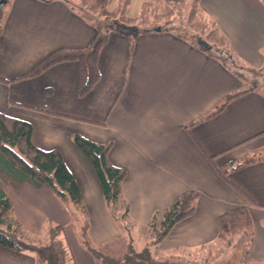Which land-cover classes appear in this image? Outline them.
<instances>
[{
    "label": "crops",
    "instance_id": "crops-1",
    "mask_svg": "<svg viewBox=\"0 0 264 264\" xmlns=\"http://www.w3.org/2000/svg\"><path fill=\"white\" fill-rule=\"evenodd\" d=\"M46 1L7 4L0 37V80H5L0 81V113L29 123L36 148L60 151L81 192L91 244L107 247L121 239L123 229L109 212L91 164L71 141L74 134L112 143L108 161L126 171L122 194L129 221L145 231L153 216L159 228L165 211L181 195L199 194L195 213L153 247V258L180 261L171 257L173 251L217 245L218 217L245 207L253 219L247 260L264 263V160L227 175L245 196L208 162L213 157L215 167L222 169L264 149L262 96L245 93L203 120L226 96L245 86L218 60L170 33L134 39L109 34L98 57L99 81L81 99L76 63L56 65L33 79H17L50 53L84 49L95 37L94 29L68 3ZM182 1L131 0L126 15L135 20L147 2ZM119 2L109 0L107 10L115 11ZM198 6L240 67H264L263 0H199ZM0 186L12 205L10 217L26 232L36 237L50 226H62L67 264H97L80 236L75 248L68 249L64 236L72 235V220L56 197L28 183ZM0 264L37 263L31 253L0 247Z\"/></svg>",
    "mask_w": 264,
    "mask_h": 264
},
{
    "label": "trees",
    "instance_id": "trees-1",
    "mask_svg": "<svg viewBox=\"0 0 264 264\" xmlns=\"http://www.w3.org/2000/svg\"><path fill=\"white\" fill-rule=\"evenodd\" d=\"M7 4L9 0H6ZM68 3L73 10L90 24L95 31V37L91 44L84 49L56 50L39 63L32 67L28 72L17 79H33L49 70L50 68L63 63L77 64V98L85 97L98 83V57L101 49L107 41L109 34L117 33L130 38H137L139 35L151 33H170L178 38L190 43L199 51L204 52L209 57L218 60L226 67L237 79L246 83L243 78L232 66L237 65L235 55L232 50L221 42V47L210 46L202 40V37L193 35L190 38L187 33L173 27L171 24L177 20L190 24L194 19L207 21L206 17L200 10L199 0H189L190 11L186 16H178L173 14L175 10H179L188 0L182 2H147L142 5L139 16L135 20H131L126 15L127 7L131 0H120L115 11L109 13L107 4L109 0H63ZM6 4V5H7ZM189 4V3H188ZM187 4V5H188ZM5 5V6H6ZM153 6H163L162 9L168 8V13H156V22H143L144 13ZM153 10V9H152ZM156 11V8L154 9ZM153 10V12H155ZM159 12V11H158ZM174 15L172 17L166 15ZM93 16L99 17L104 21L101 25L93 22ZM149 20V19H146ZM210 30L204 39H210L216 33L215 25L209 21ZM157 25L153 27L154 24ZM159 23V24H158ZM142 26V27H141ZM136 29L137 33H132ZM3 32V16L0 10V37ZM195 39L196 41H193ZM226 44V43H225ZM132 45L130 50H132ZM232 65V66H231ZM250 70V69H246ZM253 70V69H252ZM256 71L264 70L255 69ZM5 81V80H0ZM257 92L264 100V88L256 83L252 84L243 91L226 96L220 104L203 120L210 119L221 113L225 107L235 98L248 93ZM188 129V128H187ZM32 126L15 118L5 116L0 113V171L5 176V181L16 183H28L36 189H45L63 203L68 210L75 209L76 213L84 216V226L81 229L80 241L84 249L95 259L97 264H121L123 259H113L101 255L91 244L88 231V216L83 204V199L79 187L67 169L63 157L58 149L48 151L36 148L31 142ZM77 149L86 157L91 164L99 185L102 197L109 209L112 218L121 224L123 232H128L127 223L129 222V205L123 199L122 184L126 177V171L121 168L113 167L108 161V154L112 147V143H96L85 139L84 137L74 134L70 137ZM261 156L250 155L240 160L230 162L225 169L215 167L213 157L208 158L217 175L235 191L244 195L236 186H234L227 178L231 172H235L247 167L257 161L264 160ZM245 196V195H244ZM199 194L195 192H187L181 195L166 210L160 227L156 226V217L153 216L149 224L151 246L160 244L171 232L172 228L190 218L196 211V204ZM252 206L258 207L255 202L248 199ZM12 205L9 198L3 192L0 186V247L15 251L31 253L36 258L37 264H67V252L61 240L62 226H50L46 230L45 242L40 245L27 244L23 241V233L14 231L11 216ZM72 222L76 221L71 211H69ZM76 216H78L76 214ZM12 220V221H11ZM15 222V221H14ZM20 228H22L19 225ZM217 243L222 245L226 250L233 248L240 249V264H253L247 261L250 254L251 243L253 240V219L250 211L245 208H237L231 212L220 215L217 219ZM204 248V247H203ZM144 258L145 262L141 264H177L169 261H159L153 258L149 249H145L141 254L134 255ZM198 263L194 260L190 264H210L208 260ZM264 264V263H256Z\"/></svg>",
    "mask_w": 264,
    "mask_h": 264
},
{
    "label": "rangeland",
    "instance_id": "rangeland-1",
    "mask_svg": "<svg viewBox=\"0 0 264 264\" xmlns=\"http://www.w3.org/2000/svg\"><path fill=\"white\" fill-rule=\"evenodd\" d=\"M51 1V0H47L46 2ZM71 2H75L76 4L78 3L75 0H70ZM189 1V0H188ZM264 1V0H263ZM190 2L189 1L187 4H184V6H182L179 10H175L173 14H176L178 16V18L180 16H186L187 13L190 11ZM156 8V11L154 10ZM163 6H153L151 7L149 10H147L146 13H144V17L146 20L144 19L143 22H156V13H163L166 12L168 13V8L166 9H162ZM155 12H153V10ZM7 11V5L4 6L2 8V16H5V13ZM108 11V10H107ZM159 11V12H158ZM109 12V11H108ZM114 12V11H113ZM113 12H109V13H113ZM166 16H169L166 15ZM174 15H170L169 17H172ZM93 22L96 25H101L102 20L99 19V17L97 16H93ZM153 23V24H154ZM159 24V23H158ZM173 27L181 29V31H184L185 33H187L189 35L190 38H193V35H199L202 37V40L204 42H206L208 45H212L214 43V45L216 46H220L221 47V42L223 41L221 38L217 37V35H214L213 37H211L210 39H204L206 34L208 33V31L210 30L211 26L210 23L208 22V20L206 22L203 23V20H199L194 19L192 23L190 24H186L185 22H180V21H176L173 24H171ZM157 25H153V27H156ZM142 27V26H141ZM180 27V28H179ZM193 41H196L195 39H192ZM223 44L226 45V48L228 46V44H225V41H223ZM229 47V46H228ZM236 61V60H235ZM237 63V61H236ZM233 64V68L243 77L245 78V82L243 83V86H245V88H248L251 86V83L253 84H257L258 86H260L261 88H264V70L262 71H256V70H246L245 68H242L239 66V64L234 65ZM253 155H257V156H261L262 158L264 157V149H261L259 151H257L256 154ZM252 156V155H251ZM261 158V159H262ZM227 167V165L223 168L225 169ZM10 181H5V176L1 173L0 171V185H6L9 183ZM69 211L72 212V214H74L73 216L77 218L76 221L72 222V226H73V230L72 231V235H69V233L65 234L64 236V242L67 243V247L69 250H72L75 248L74 242L77 239V241L79 242V236L81 234V229L84 226V216H80L78 213H76L75 209H69ZM76 214L78 216H76ZM12 221V220H11ZM88 221V220H87ZM13 226H14V231L15 232H22L23 233V241L27 244H32V245H40L43 244L45 242V234L46 233H40L39 235L32 236L30 233L26 232L24 228H20L19 227V223L18 222H14L12 221ZM120 224V223H119ZM121 225V224H120ZM128 226V232H123V236L121 237V239H118L116 242L108 245L107 247H103V248H95L101 255H103L104 257H109L110 259H123L121 262V264H141L142 262H145L147 260H145L144 258H139L136 257L134 255L137 254H141L143 250H145L146 248L150 250L151 254L154 251V248L151 246V237H150V230L145 231V229L141 228L139 225L135 224L134 222L129 221L127 223ZM88 229H89V221H88ZM123 231V230H122ZM87 235L89 238V234L87 231ZM83 246V245H82ZM84 247V246H83ZM110 249V250H108ZM116 249V250H114ZM114 250V252H113ZM241 250L236 248H233L232 250H226L224 249V247L220 244L217 243V245H209L206 246L204 248H198L195 250H191V249H177L176 251H173L171 253V257L172 258H176L179 259L180 261H174L171 258L166 260L169 262H175L177 264H190V262H192V260L198 262V263H203V260H208V262H210V264H240V254H241ZM170 255V254H169ZM175 255V256H173ZM248 261V260H247ZM249 262V261H248Z\"/></svg>",
    "mask_w": 264,
    "mask_h": 264
},
{
    "label": "water",
    "instance_id": "water-1",
    "mask_svg": "<svg viewBox=\"0 0 264 264\" xmlns=\"http://www.w3.org/2000/svg\"><path fill=\"white\" fill-rule=\"evenodd\" d=\"M7 4V1L6 0H0V10ZM132 33L136 34L137 33V30L136 29H133L132 30Z\"/></svg>",
    "mask_w": 264,
    "mask_h": 264
}]
</instances>
